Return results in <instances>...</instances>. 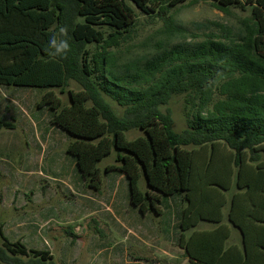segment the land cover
I'll list each match as a JSON object with an SVG mask.
<instances>
[{"label": "trees", "instance_id": "16d2710c", "mask_svg": "<svg viewBox=\"0 0 264 264\" xmlns=\"http://www.w3.org/2000/svg\"><path fill=\"white\" fill-rule=\"evenodd\" d=\"M126 1L163 22L158 31L162 39L151 57L121 63L111 49L126 40L135 18L124 0H0V86L41 89L36 106L46 108L50 125L66 135L65 153L83 187L100 193L102 175L116 171L126 180L130 206L141 215L159 216L163 198L180 195L189 201L200 178L197 169L212 167L219 151L228 153V162L238 168L240 188L254 186L264 194V0H211L221 12L248 8L249 15L235 33L228 31L232 38L226 41L209 34L175 43L182 31L170 12L188 0ZM59 26L67 28L70 44L63 57L47 50L49 36ZM69 81L80 90H69V105H62L54 90L63 92ZM178 94H186L190 106L187 129L180 134L173 131L169 114L158 110ZM104 96L124 109L121 117ZM131 129L143 135L127 140ZM208 148L211 153L204 158ZM112 150L115 164L102 171L98 165ZM246 169L255 172L243 177ZM141 175L144 192L138 185ZM258 205L263 206L261 201ZM189 214V208L182 212V230ZM234 214L232 200L228 216L243 230L244 251L224 249L228 234H210L202 243L207 251H192L190 238L184 246L189 264H264V236L248 238ZM0 244V264H24L18 257L29 258L26 264H52L49 252L10 242L1 225Z\"/></svg>", "mask_w": 264, "mask_h": 264}, {"label": "crops", "instance_id": "0c3cea01", "mask_svg": "<svg viewBox=\"0 0 264 264\" xmlns=\"http://www.w3.org/2000/svg\"><path fill=\"white\" fill-rule=\"evenodd\" d=\"M48 125L49 127L42 132L38 130L34 132L33 143L40 145L42 154L38 166L27 158L26 170L30 169L31 171L28 173L33 175L35 167H38L39 175L46 177L43 163L48 155L47 171L51 175L48 178L50 182L46 184L48 188L39 195L40 198L36 196V199L45 200L49 197L51 199L53 194L65 193L72 201L77 200L76 205L74 204L75 206L70 211L71 215L62 220L64 223L71 222L75 225V234L79 235L78 232L83 229L81 224L91 217L97 219L100 227H103L109 234V237H105L103 240H100L98 236L91 237L86 254L84 253L85 258L88 257L84 264H93L94 257L100 256H105L101 264H105V261L106 264H113L115 250L120 255L118 257L121 258L119 264H189L190 259L184 248L185 242L192 238V251H207L203 249L202 243L210 234L214 233L218 238L228 234L224 249L236 246L239 251H244L243 230L231 222L228 216L232 200L235 201V221L243 227L247 237L262 238L264 236V194L260 195L258 188L252 185L251 189H248L249 185L241 184L242 188L237 185L238 168L233 165V162H228L227 159L231 157L225 151L215 153L216 159L212 167L197 169L200 178L195 179L189 201L182 200L180 195L163 198L159 205V216L152 213L141 215L136 208L130 206L126 180L116 171L104 174V195H100L101 191L94 193L84 189L73 160L68 159L67 155L63 160L50 155L54 142L56 140L59 143L67 142V138L64 133L51 126L49 120ZM30 128L32 129L31 125ZM210 153L208 148L203 157L209 158ZM260 159H264V154H261ZM254 172V169H246L243 171V177L247 174H254ZM52 183L58 186V191L50 188ZM258 201H261L263 206H259ZM187 208L191 214L186 219L188 226L186 225L187 227L182 230V212ZM54 213L53 208L47 206L42 208L37 218L41 219L42 223H50ZM250 214L262 221L247 217ZM164 216H166L165 219H163ZM28 217L27 220L31 223L36 221L31 224L32 226H39L41 223L31 214ZM13 223H17V219L11 221L5 230L12 231ZM67 229L71 228L67 227ZM2 231L9 240L3 228ZM69 233L72 232H67L68 236ZM115 236L125 241L124 247H120V244L117 243L118 239L113 240L116 238ZM181 236H183V241L180 245ZM28 237L30 239L36 237L35 227L30 231ZM71 240L67 238L63 250L60 251L61 264H75L80 256L79 251H72ZM78 242L72 246L78 248ZM108 243H110V247H108ZM109 251L112 253L109 254ZM76 253L75 258L73 254ZM52 257L54 258V256Z\"/></svg>", "mask_w": 264, "mask_h": 264}, {"label": "rangeland", "instance_id": "374dc122", "mask_svg": "<svg viewBox=\"0 0 264 264\" xmlns=\"http://www.w3.org/2000/svg\"><path fill=\"white\" fill-rule=\"evenodd\" d=\"M124 3L135 14L133 28L126 40L118 48L111 49V51L116 53L121 63L135 61L141 57L149 58L155 53L154 45L162 39L158 31L162 28L163 22L156 17L142 14L134 5L126 0H124ZM170 14L176 26L182 31L174 40V43L183 40H202L209 34L217 35L220 40L226 41L228 38H232V35L228 31L230 30L235 33L237 27H239V22L249 15L248 8L242 11L240 8L231 7L228 8L226 13L221 12L213 6L211 0H188L180 7L173 9ZM102 29L107 30L106 28ZM69 90L79 91L80 86L74 81H69L68 86L63 92H60L58 89L54 90L55 94L60 98L62 105H69ZM41 94V89L6 88L0 86V124L12 126V129L3 126L0 128V225L9 237L10 242L19 241L28 249L51 253L50 255L54 256L52 264H61L60 251L63 250L66 239L70 238L71 240L72 238L70 247H72V251H79L78 254L80 255L75 264H84L88 259V257L85 258V254L91 237L98 236L100 240H103L105 237L108 238L109 234L103 227H100L97 219L94 217L84 220L83 224H81L83 229L78 232L79 235L75 234V225L71 224V222L64 223L62 220L71 215L70 211L76 205L77 200L72 201L65 193L53 194L51 199L50 197L49 199L45 198V200L36 199V196L39 197L41 192L48 188L46 184L50 182L48 178L51 175L47 171L48 155H46L43 163L46 177L39 175L40 170L38 167H35L33 175L28 173L31 171L30 169L26 170L27 158L31 159L33 164L38 166L42 154L40 145L33 143L34 132L37 130L42 132L49 127L48 110L46 108L38 109L36 106ZM186 99V94L173 95L166 105L158 108L161 113L169 114L172 120L173 131L178 134L187 129L186 114L190 106L186 104ZM104 100L110 105L116 116L121 117L123 115L124 109L122 107L106 96H104ZM142 135L139 129H131L125 133L127 140H133ZM66 146L67 142L59 143L56 140L50 155L56 159L60 158L63 160L66 155ZM191 148L188 146V149ZM115 156V150H112L111 154L99 163V168L103 171L105 166L115 164ZM67 157L71 159L69 156ZM31 169L33 170V168ZM235 178L236 176L234 175ZM102 179L101 196L105 193L104 175H102ZM138 185L142 192L146 190L143 175H141ZM50 188L58 191V186L54 183L51 184ZM47 206L52 207L55 213L50 223H42L41 219L37 218V216L42 208ZM29 214L41 222L39 226L31 225L36 221L33 223L28 221ZM165 218L166 216L163 217V219ZM16 219L17 223L11 225L12 231L5 230L6 226ZM34 227L36 237L30 239L28 234ZM67 227L71 229L68 230ZM98 230L101 234L98 233ZM66 231L72 232L74 236H68ZM115 237L113 240L118 239L117 236ZM77 241H79L78 248H74L72 245ZM117 243L120 244V247L125 246V241L121 238L117 240ZM107 245L108 247L111 246L110 243ZM0 248L3 249L1 244ZM111 253L109 251V254ZM6 255L10 259L13 258L9 253H6ZM76 255L77 253L73 254V257L76 258ZM113 256H115L113 264H119L121 258L118 257L120 255L117 253V250L114 251ZM104 257H94L93 264H101ZM18 259L24 264L30 261L29 258L25 257H18Z\"/></svg>", "mask_w": 264, "mask_h": 264}, {"label": "clouds", "instance_id": "9594fccd", "mask_svg": "<svg viewBox=\"0 0 264 264\" xmlns=\"http://www.w3.org/2000/svg\"><path fill=\"white\" fill-rule=\"evenodd\" d=\"M67 28L65 26H59L48 39V48L49 55L55 57H63L70 51V44L67 36Z\"/></svg>", "mask_w": 264, "mask_h": 264}]
</instances>
